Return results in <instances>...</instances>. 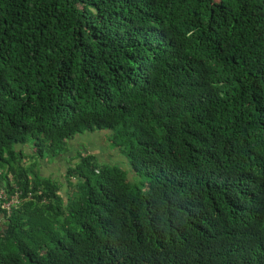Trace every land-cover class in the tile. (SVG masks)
I'll list each match as a JSON object with an SVG mask.
<instances>
[{
	"label": "trees",
	"instance_id": "obj_1",
	"mask_svg": "<svg viewBox=\"0 0 264 264\" xmlns=\"http://www.w3.org/2000/svg\"><path fill=\"white\" fill-rule=\"evenodd\" d=\"M0 168V264H264V0H0Z\"/></svg>",
	"mask_w": 264,
	"mask_h": 264
},
{
	"label": "rangeland",
	"instance_id": "obj_2",
	"mask_svg": "<svg viewBox=\"0 0 264 264\" xmlns=\"http://www.w3.org/2000/svg\"><path fill=\"white\" fill-rule=\"evenodd\" d=\"M108 132H96V133H86L83 135H78L75 140L70 141V151L65 153L59 159L52 160L48 157L44 159H39L34 157L33 150H32V142L28 141L26 145L23 147L24 153H28L32 157L29 159H25L23 161L24 165H31L32 167L37 168L39 170L40 175L45 177V179H52L53 183L57 186L60 185V194L67 202V196L73 192L68 185L66 179V171L70 166H75L79 162V157L82 155H94L96 156L98 162L97 166L100 167L101 165H111V166H118L124 170H129L130 166L126 162L124 155L118 150L114 149V146L108 140ZM26 147V148H25ZM25 148V149H24ZM129 166V167H128ZM32 169V168H31ZM3 168H0V173L4 172ZM12 177V174L11 176ZM129 179L131 181H136V183L141 184L147 181L144 176L137 175L134 176L133 173H129ZM83 181L75 179L73 181V185L78 189L74 194H76L75 202L79 203L83 197V192L80 189V185ZM4 188V187H2ZM6 189V188H4ZM8 192V189H6ZM18 191L17 187H14V193L8 192L9 196L16 195ZM4 220V222H3ZM6 223L3 214L0 213V227L4 226ZM60 229V228H58Z\"/></svg>",
	"mask_w": 264,
	"mask_h": 264
},
{
	"label": "built area",
	"instance_id": "obj_3",
	"mask_svg": "<svg viewBox=\"0 0 264 264\" xmlns=\"http://www.w3.org/2000/svg\"><path fill=\"white\" fill-rule=\"evenodd\" d=\"M20 204V192L17 191L16 195L9 196L6 189H0V207L6 211L9 215L13 208H16Z\"/></svg>",
	"mask_w": 264,
	"mask_h": 264
},
{
	"label": "clouds",
	"instance_id": "obj_4",
	"mask_svg": "<svg viewBox=\"0 0 264 264\" xmlns=\"http://www.w3.org/2000/svg\"><path fill=\"white\" fill-rule=\"evenodd\" d=\"M20 203H21V200H20ZM19 205H20V204H19ZM19 205H18V206H19ZM18 206H17V207H18ZM17 207H16V208H17ZM0 209H1V207H0ZM1 210H2V209H1ZM3 211H4V210H3Z\"/></svg>",
	"mask_w": 264,
	"mask_h": 264
}]
</instances>
